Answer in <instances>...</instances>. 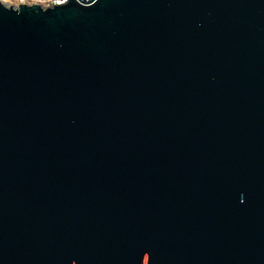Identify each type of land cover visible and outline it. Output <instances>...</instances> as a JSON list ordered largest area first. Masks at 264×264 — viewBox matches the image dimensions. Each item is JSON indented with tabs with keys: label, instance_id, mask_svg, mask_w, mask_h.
Returning <instances> with one entry per match:
<instances>
[{
	"label": "water",
	"instance_id": "water-1",
	"mask_svg": "<svg viewBox=\"0 0 264 264\" xmlns=\"http://www.w3.org/2000/svg\"><path fill=\"white\" fill-rule=\"evenodd\" d=\"M0 3V264H264V0Z\"/></svg>",
	"mask_w": 264,
	"mask_h": 264
},
{
	"label": "built area",
	"instance_id": "built-area-1",
	"mask_svg": "<svg viewBox=\"0 0 264 264\" xmlns=\"http://www.w3.org/2000/svg\"><path fill=\"white\" fill-rule=\"evenodd\" d=\"M80 2L79 0H75ZM69 0H0V3L6 6L18 7L19 5H37L41 8L60 6L68 3Z\"/></svg>",
	"mask_w": 264,
	"mask_h": 264
}]
</instances>
